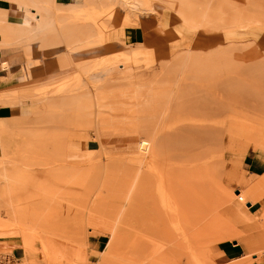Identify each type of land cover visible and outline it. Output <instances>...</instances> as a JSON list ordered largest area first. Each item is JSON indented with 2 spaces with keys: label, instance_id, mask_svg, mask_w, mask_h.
I'll return each mask as SVG.
<instances>
[{
  "label": "rangeland",
  "instance_id": "rangeland-1",
  "mask_svg": "<svg viewBox=\"0 0 264 264\" xmlns=\"http://www.w3.org/2000/svg\"><path fill=\"white\" fill-rule=\"evenodd\" d=\"M5 1L0 264H264V0Z\"/></svg>",
  "mask_w": 264,
  "mask_h": 264
},
{
  "label": "crops",
  "instance_id": "crops-1",
  "mask_svg": "<svg viewBox=\"0 0 264 264\" xmlns=\"http://www.w3.org/2000/svg\"><path fill=\"white\" fill-rule=\"evenodd\" d=\"M0 7L6 8L8 10L7 20L13 17L14 19L15 17L19 19L21 18L5 0H0ZM137 36V34H134L132 32H130L129 34L130 40L132 42L136 40ZM2 63H7L9 66L5 69L2 67ZM13 69H15V66L13 65V60L9 55L8 50L6 48H0V93H4L7 89H10L12 86H14L11 82ZM14 112L15 108L13 106L9 104L0 105V119L4 120L11 118Z\"/></svg>",
  "mask_w": 264,
  "mask_h": 264
},
{
  "label": "bare ground",
  "instance_id": "bare-ground-1",
  "mask_svg": "<svg viewBox=\"0 0 264 264\" xmlns=\"http://www.w3.org/2000/svg\"><path fill=\"white\" fill-rule=\"evenodd\" d=\"M4 187H7L6 184L4 185ZM0 190H1L0 192H1V195H2L3 190H2V189H0ZM6 190H7V189H4V191H6ZM14 234L17 235L19 238H23L22 232H20V231L17 232V233H13V235H14ZM11 235H12V234H11Z\"/></svg>",
  "mask_w": 264,
  "mask_h": 264
}]
</instances>
